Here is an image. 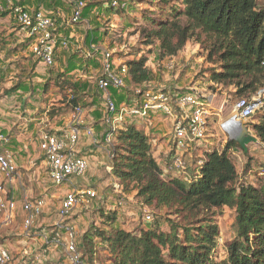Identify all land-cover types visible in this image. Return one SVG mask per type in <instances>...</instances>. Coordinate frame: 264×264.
I'll return each instance as SVG.
<instances>
[{
	"label": "rangeland",
	"instance_id": "1",
	"mask_svg": "<svg viewBox=\"0 0 264 264\" xmlns=\"http://www.w3.org/2000/svg\"><path fill=\"white\" fill-rule=\"evenodd\" d=\"M43 2L40 1L39 8L59 13L55 19L59 31L69 38L68 48L59 50L55 64L46 67L34 58L25 45L24 37L16 32L13 15L0 16V130L10 137V141H16L10 150L16 155L21 173V194L26 192L31 198H43L47 206L29 230L31 237H24L26 229L21 212L17 211L12 223L0 227V242L11 248L17 259L18 253L26 246L39 252L40 234H49L58 218V208L67 187L55 186L47 178L37 142L42 130L50 132L63 128L70 120L73 92L65 82L70 81L78 88L76 94L80 99L77 104L84 110L85 123L93 127L99 141L97 144L91 140L83 143L89 168L82 177L73 180L78 187L94 188L97 198L88 206L76 208L67 221L77 231V246L84 264H112L116 253L110 249L105 236L116 231L135 236L147 230L169 232L172 222L183 225L187 216L183 217L185 212H180L176 204L162 207L144 204L132 183L120 186L117 177L108 170L113 160L108 153L113 149L118 151L113 144L104 145L101 139L105 128L104 96L96 90L95 81L103 71V53L109 51L113 55L115 71L120 63L145 58V66L150 69L152 78L141 87L164 88L172 93L197 88L210 96L212 107L220 111L221 119L227 117L232 103L240 95L234 85L210 81V73L212 69H220L219 63L209 61L207 51L194 38L189 39L176 55L160 56L159 42L149 38L150 41L147 36L155 25L144 17L149 16L159 23L168 16L166 6L158 7L148 0H133L127 10L115 12L103 4L83 0L80 21L69 25L67 21L72 7L66 0ZM32 3L36 4L35 1ZM130 80L129 74L127 87L118 91L129 100L134 97L137 86ZM263 115L264 108L256 111L245 123L248 133L257 141L247 144L244 151L233 147L228 152L239 181L255 187H264V176L260 174V167L264 164V142L253 130V124L258 123ZM220 117H214L215 122L207 133L206 143L211 149L222 150L226 141L230 140L229 135L219 128ZM128 124L135 125L148 135L152 154L161 169L168 165L166 156L171 152L168 141L172 137L169 120L155 115L146 121L128 118ZM83 139L81 136L79 141ZM163 177L167 179L173 175L166 173ZM235 214L233 208L223 207L204 210L199 215V219L212 221L218 227L213 255L218 260L225 257L227 246L235 236ZM147 215L151 216L150 219H146ZM23 260L25 262L20 261V264H70L61 248L48 250L40 261H35L33 256Z\"/></svg>",
	"mask_w": 264,
	"mask_h": 264
},
{
	"label": "trees",
	"instance_id": "2",
	"mask_svg": "<svg viewBox=\"0 0 264 264\" xmlns=\"http://www.w3.org/2000/svg\"><path fill=\"white\" fill-rule=\"evenodd\" d=\"M34 1L36 4L32 3ZM40 1L47 0H27L26 3L39 8ZM90 1L115 12L127 10L133 2ZM114 1L116 5L112 4ZM148 2L167 7L169 18L159 23L149 16L144 17L155 25L147 36L159 42L161 57L176 55L194 38L207 51L208 60L219 63L220 69H212L210 73L211 82L234 85L240 97L250 96L264 86V0ZM145 61L141 58L126 63L132 84L143 85L151 80ZM65 82L73 92L71 102L75 106L80 99L76 94L78 88L75 83ZM96 90L102 93L97 87ZM110 93L116 104L129 101L113 88ZM253 130L264 142V115L253 124ZM113 146L118 153L115 152L117 156L110 166L119 185L132 183L144 204L178 205L187 220L183 225L172 222L169 232L147 230L135 236L116 231L105 236L110 249L116 253L112 264H264V187L239 181L228 155L231 148H241L238 142L230 139L222 150H206L204 163L190 183L178 178L164 179L148 135L135 125L122 124L114 135ZM223 207L236 212L235 236L227 246L225 257L218 260L213 256L218 227L212 221L199 219V215L204 210Z\"/></svg>",
	"mask_w": 264,
	"mask_h": 264
},
{
	"label": "built area",
	"instance_id": "3",
	"mask_svg": "<svg viewBox=\"0 0 264 264\" xmlns=\"http://www.w3.org/2000/svg\"><path fill=\"white\" fill-rule=\"evenodd\" d=\"M26 1L0 0V14L13 15L15 30L24 37L25 45L34 58L44 66L51 67L55 64L57 52L68 48L69 38L59 31L55 19V15L59 16V13L54 15L52 11L29 6ZM66 2L72 7L67 24L74 25L81 19L84 2ZM112 4L116 5V1ZM112 56L109 51L103 53V71L95 81L96 87L104 96L105 128L101 135L102 142L106 146L112 145L117 129L122 124H128V118L146 121L155 115H162L169 120L172 130V137L168 141L171 152L166 156L169 164L164 166L162 174H172V178L190 183L194 173H199L200 166L204 163L205 151L210 149V145L206 143L207 133L215 122L214 117H220V111L212 107L210 96L197 88H191L188 92L172 93L164 88L137 85L131 100L116 104L110 89L119 91L127 87L129 68L126 63H120L115 71ZM263 108L264 86L250 96L236 98L227 117L219 118V128L231 139L233 134L230 129L234 124L246 123L256 111ZM81 136L90 138L95 144L99 141L93 127L85 123L84 110L79 104L73 106L70 120L65 127L40 132L37 150L40 152L47 178L53 185H66L67 189L61 199L58 218L52 231L49 234H40V251L36 252L30 246L23 247L21 252H17V259L11 248L0 242V264H20V261L25 262L23 259L30 256L35 261H40L48 250L54 248L63 249L70 264H84L77 246V231L67 221L76 208L88 206L97 198L94 188L78 187L73 183L75 178L82 177L89 168L87 158L80 152ZM9 143L10 137L0 130V227L12 223L15 214L20 211L26 229L24 237L29 238L32 236L29 230L47 205L43 198H31L26 192L21 194V173L15 153L8 148ZM197 153L199 155H195ZM108 154L113 159L114 149ZM108 170H111V166ZM260 174L264 176V164L260 167ZM145 217L150 219L151 216Z\"/></svg>",
	"mask_w": 264,
	"mask_h": 264
},
{
	"label": "water",
	"instance_id": "4",
	"mask_svg": "<svg viewBox=\"0 0 264 264\" xmlns=\"http://www.w3.org/2000/svg\"><path fill=\"white\" fill-rule=\"evenodd\" d=\"M231 139H234L239 143L240 147L246 150L247 144L254 143L257 141L256 137L248 133L247 126L245 123H241V130L237 135H233Z\"/></svg>",
	"mask_w": 264,
	"mask_h": 264
},
{
	"label": "crops",
	"instance_id": "5",
	"mask_svg": "<svg viewBox=\"0 0 264 264\" xmlns=\"http://www.w3.org/2000/svg\"><path fill=\"white\" fill-rule=\"evenodd\" d=\"M83 138H85V139H83V141L79 143V148H80V152H81L82 155H84L83 150H85V148H86V147H83V143H84V144H85V143H88V141L91 140L90 138H88V137H86V136H83ZM15 142H16V141H10V143L8 144V148L10 149V148L14 147L13 144H14ZM95 146H96V145H95ZM84 156H85V155H84ZM85 157L87 158V156H85ZM88 163H89V162H88Z\"/></svg>",
	"mask_w": 264,
	"mask_h": 264
},
{
	"label": "bare ground",
	"instance_id": "6",
	"mask_svg": "<svg viewBox=\"0 0 264 264\" xmlns=\"http://www.w3.org/2000/svg\"><path fill=\"white\" fill-rule=\"evenodd\" d=\"M241 130V125L240 124H234L230 131L232 132L233 135H237Z\"/></svg>",
	"mask_w": 264,
	"mask_h": 264
}]
</instances>
